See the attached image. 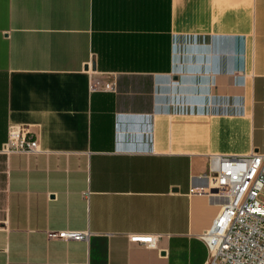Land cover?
Instances as JSON below:
<instances>
[{"label":"crops","instance_id":"crops-1","mask_svg":"<svg viewBox=\"0 0 264 264\" xmlns=\"http://www.w3.org/2000/svg\"><path fill=\"white\" fill-rule=\"evenodd\" d=\"M10 126L0 264H203L210 157L264 151V0H0Z\"/></svg>","mask_w":264,"mask_h":264},{"label":"built area","instance_id":"built-area-1","mask_svg":"<svg viewBox=\"0 0 264 264\" xmlns=\"http://www.w3.org/2000/svg\"><path fill=\"white\" fill-rule=\"evenodd\" d=\"M98 86V81H91V89ZM38 151L37 140L17 126L8 128L6 141L0 147L4 155ZM209 172L211 185L204 193L223 196L227 201L200 237L208 253L203 264H264V151L245 156H212ZM189 193L198 190L191 188ZM46 237L81 242L88 239L89 232L62 230L46 232ZM158 237L131 235L128 240L152 248Z\"/></svg>","mask_w":264,"mask_h":264}]
</instances>
